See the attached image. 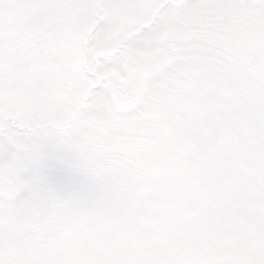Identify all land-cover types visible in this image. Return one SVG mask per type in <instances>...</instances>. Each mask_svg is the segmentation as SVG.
Segmentation results:
<instances>
[{
  "label": "snow or ice",
  "instance_id": "1",
  "mask_svg": "<svg viewBox=\"0 0 264 264\" xmlns=\"http://www.w3.org/2000/svg\"><path fill=\"white\" fill-rule=\"evenodd\" d=\"M0 264H264V0H0Z\"/></svg>",
  "mask_w": 264,
  "mask_h": 264
}]
</instances>
